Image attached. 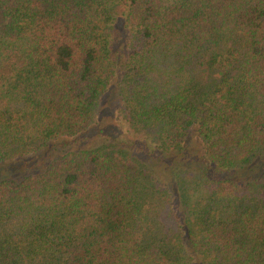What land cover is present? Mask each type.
<instances>
[{
	"label": "trees",
	"instance_id": "obj_1",
	"mask_svg": "<svg viewBox=\"0 0 264 264\" xmlns=\"http://www.w3.org/2000/svg\"><path fill=\"white\" fill-rule=\"evenodd\" d=\"M113 90L130 139L0 174V264H264V0H0V173Z\"/></svg>",
	"mask_w": 264,
	"mask_h": 264
},
{
	"label": "rangeland",
	"instance_id": "obj_2",
	"mask_svg": "<svg viewBox=\"0 0 264 264\" xmlns=\"http://www.w3.org/2000/svg\"><path fill=\"white\" fill-rule=\"evenodd\" d=\"M117 90L113 92H108V94L102 100L99 110L97 113V123L92 127V129L74 140H70L69 145L65 148L62 147L60 141H55L52 143L44 152L30 155V158L12 160L9 162L3 170H1V175L6 177H22L28 173L34 171L35 168L42 169L50 159H53L60 154V151L63 149L71 150L81 147H90L96 144H99L107 139H130V134L127 130L129 127L125 125V121L120 113V108L117 105L115 98ZM142 139L136 137V140L145 141L147 135H140ZM144 145L140 144L135 147L136 152H140L144 155Z\"/></svg>",
	"mask_w": 264,
	"mask_h": 264
}]
</instances>
